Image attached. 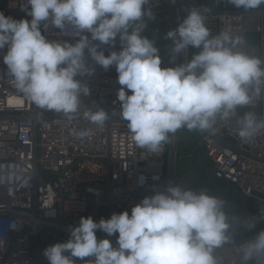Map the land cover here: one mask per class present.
Here are the masks:
<instances>
[{
  "label": "clouds",
  "instance_id": "obj_1",
  "mask_svg": "<svg viewBox=\"0 0 264 264\" xmlns=\"http://www.w3.org/2000/svg\"><path fill=\"white\" fill-rule=\"evenodd\" d=\"M149 3L27 0L28 7L22 10L30 21L0 12V51L7 76L38 109L69 121L82 115L103 127L115 113L85 107L81 98L90 95V88L77 77L93 75L89 58L104 70L114 66L121 86L116 94L119 116L127 122L136 146L154 154L162 152L177 131L213 130L218 121L229 120L238 107L264 94V60L240 50L246 43L240 35L227 30L212 35L197 8H190L166 38L172 41L173 62L189 47L199 51L184 63L161 67L155 41L142 35L147 27L144 18L153 17L144 7ZM229 3L247 11L260 8L264 0ZM41 26L59 29L75 42L50 40ZM117 37L120 50L106 56L101 45H114ZM237 125L244 141L264 132V118L254 112L245 113ZM72 135L85 138L89 130ZM146 179L140 176L139 184ZM153 190L155 194L145 196L130 214L125 210L98 222L81 217L77 226L69 227L66 242L43 249L48 264H264V229L237 239L241 230L255 229L264 219V209L259 217L230 218L226 201L204 189L169 184ZM16 227L15 222L9 225ZM97 230L116 235V246L110 239L98 240Z\"/></svg>",
  "mask_w": 264,
  "mask_h": 264
},
{
  "label": "built area",
  "instance_id": "obj_2",
  "mask_svg": "<svg viewBox=\"0 0 264 264\" xmlns=\"http://www.w3.org/2000/svg\"><path fill=\"white\" fill-rule=\"evenodd\" d=\"M186 1L190 6L179 0H150L144 6L153 14L152 18L145 17L146 22L164 25L162 47L169 55L166 67H174L191 57L189 47L173 62L172 41L166 38V33L178 27L190 8L214 4V0ZM0 3V12L5 16L31 20L22 10L28 7L27 0H0ZM203 14L212 35L225 30L240 35L246 42L240 50L264 60L263 10L230 11L219 3ZM41 30L50 40L75 42L51 26L47 29L41 26ZM250 34L258 37V43L248 40ZM86 35L90 37V33ZM120 47L118 37L114 45H101L106 53L111 49L119 51ZM2 56L0 51V264H48L43 249L55 242L47 238H55L59 232L61 242H66L69 227L77 226L80 218L87 217L93 209L96 215L98 208L104 206L108 218L114 210H127L130 214L135 204L155 194L154 186L157 190L169 184L191 186L179 181L184 176L177 171L183 158L178 155L181 130L171 136V142L160 153L136 146L127 122L119 116L116 94L121 86L114 66L104 70L89 58V64L95 68L93 75L77 77L90 88V95L81 98L85 107L115 113L103 127H98L82 115L69 121L55 112L38 109L14 87ZM84 110L82 106L81 113ZM247 112L264 118V94L253 103L238 107L229 120L218 121L211 131L222 139L233 140L252 159L222 146L206 133L200 132L196 144H202L204 157L213 163V178L233 185L234 193L248 200L250 217H259L264 209V132L249 141L238 136L237 121ZM85 129L89 130L85 138L72 135L73 131ZM192 155L191 151L187 153L189 159ZM188 170L189 175L190 166ZM140 176L147 178L143 186L138 182ZM153 176L159 179L153 180ZM87 194L93 198H85ZM13 222L17 225L15 229L9 228ZM239 233L250 234L243 230ZM97 238L104 239L99 235ZM105 238L116 246V235L111 238L106 234Z\"/></svg>",
  "mask_w": 264,
  "mask_h": 264
},
{
  "label": "water",
  "instance_id": "obj_3",
  "mask_svg": "<svg viewBox=\"0 0 264 264\" xmlns=\"http://www.w3.org/2000/svg\"><path fill=\"white\" fill-rule=\"evenodd\" d=\"M179 2L190 6V4L186 0H179ZM219 3L224 4L227 7V9H229L230 11L244 10L243 8H236L234 5L229 3V0H214V4L211 7L201 6L200 10L204 13V10L212 9V7L215 8ZM0 5L2 6V3H0ZM257 9L263 10V13H264V4H262L260 6V8H257ZM251 10H255V9H251ZM183 19L184 18L181 19V22L183 21ZM161 61H162L161 67H166L167 62L169 61L168 52L164 53V56H163ZM108 73H110V71H108ZM201 133H206L210 137H212L215 141H217L219 144H221L222 146L229 148V149L237 152L238 154H243L246 157L251 158L248 154L242 152L238 148V146L233 143V140L222 139V138L216 136L211 130H206V131H203ZM191 152H193V155L191 156L190 159L187 157V154L184 156V159L188 160V163L190 166L189 177L188 178H180L179 181L182 183H185V182L191 183L190 187L193 190L204 189L208 192V194L225 200L226 201V209L225 210L229 214L230 218L233 216L239 217L241 219L246 218V217H250V215L248 214V211H247V208L249 205L248 200H246L245 198H241L238 193H234V186L233 185H228L226 182H224L222 180H216L213 178V175H214V171L212 169L213 163L208 162V161H204L203 155L199 149L198 144L195 143L194 149ZM199 166L200 167L202 166V171H197V168H199ZM255 195L257 197H261L258 194H255ZM85 198H93V197L91 195L87 194V195H85ZM99 202L101 204L103 203L102 198L99 200ZM94 215H95V210L93 209L87 217L91 216L93 218ZM261 229H264V219H260V222H258L256 224L255 229H253L250 232V234L239 233L237 235V239L238 240L248 239L252 235H254L255 232H257ZM55 234H56L55 238H53L52 236H49L47 238V241H49V242L53 241L55 243L61 242V233L56 232ZM42 239H45V238L42 237ZM65 241H67V240H65Z\"/></svg>",
  "mask_w": 264,
  "mask_h": 264
},
{
  "label": "rangeland",
  "instance_id": "obj_4",
  "mask_svg": "<svg viewBox=\"0 0 264 264\" xmlns=\"http://www.w3.org/2000/svg\"><path fill=\"white\" fill-rule=\"evenodd\" d=\"M145 22L146 19L144 18ZM147 27L144 30V32L142 33V35L146 36L147 38H149L150 40H154L155 41V46L159 49V54L162 52L163 56H164V51H163V42H164V36H165V32H164V25L161 22H146ZM248 40L254 44L258 43V37L254 34H250L248 35ZM191 50V57L192 55L196 52H198V49L192 48L190 47ZM111 51H115L114 49H111ZM105 55H109L110 53H106L104 50ZM163 58V57H162ZM162 60V59H161ZM200 131H189L186 128L181 129V133L179 135V144H178V155L179 156H183V158L181 160H179L178 164H177V171H178V175L179 176H184V177H188V169H189V163L188 160L184 159V156L189 153L190 151H192L194 149V145L198 140ZM199 149L203 155V159L204 161H208L205 157H204V148L202 146V144H198ZM197 171H202V166L199 168H197ZM188 183V182H186ZM123 210H114L113 213H120ZM101 218L104 219H108V212L107 209L102 206L100 208H98L96 215L93 216V219L95 221H99ZM97 235L105 238L106 233L97 230L96 232ZM114 236V235H113ZM111 236V238L113 237Z\"/></svg>",
  "mask_w": 264,
  "mask_h": 264
},
{
  "label": "trees",
  "instance_id": "obj_5",
  "mask_svg": "<svg viewBox=\"0 0 264 264\" xmlns=\"http://www.w3.org/2000/svg\"><path fill=\"white\" fill-rule=\"evenodd\" d=\"M159 55H160V57H161V59H162V57H163V53L161 52Z\"/></svg>",
  "mask_w": 264,
  "mask_h": 264
},
{
  "label": "crops",
  "instance_id": "obj_6",
  "mask_svg": "<svg viewBox=\"0 0 264 264\" xmlns=\"http://www.w3.org/2000/svg\"><path fill=\"white\" fill-rule=\"evenodd\" d=\"M189 171V170H188ZM188 175V174H187ZM189 176V175H188ZM183 178H188V177H183ZM191 184V183H190Z\"/></svg>",
  "mask_w": 264,
  "mask_h": 264
}]
</instances>
